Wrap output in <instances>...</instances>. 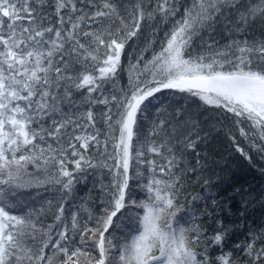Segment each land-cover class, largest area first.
I'll return each instance as SVG.
<instances>
[{"label": "snow or ice", "instance_id": "6c2138e0", "mask_svg": "<svg viewBox=\"0 0 264 264\" xmlns=\"http://www.w3.org/2000/svg\"><path fill=\"white\" fill-rule=\"evenodd\" d=\"M225 122L264 156V0H0V264H264V230L213 257L223 222L179 219Z\"/></svg>", "mask_w": 264, "mask_h": 264}, {"label": "trees", "instance_id": "16d2710c", "mask_svg": "<svg viewBox=\"0 0 264 264\" xmlns=\"http://www.w3.org/2000/svg\"><path fill=\"white\" fill-rule=\"evenodd\" d=\"M142 28V37L136 38L127 49L125 67L128 66L130 57L134 58L144 49L148 38L157 40L162 38L164 26H160L155 37L152 36L150 25H143ZM260 34V25L251 30L253 36L259 37ZM214 39L223 42L225 37L222 29L217 30ZM155 50H159L158 44ZM152 51L153 49L150 48L144 53L146 58H150ZM120 76L121 82L126 84L127 74L121 73ZM171 95L170 92L165 93L160 99L167 102ZM193 111H196L195 106ZM225 123L226 126L221 132L213 133L206 145L201 146V155L204 157L203 169L198 168L197 173L193 174L192 182L180 201L186 209L179 214L181 222L187 220L190 224H200L209 237L218 230L219 221H222L228 229V236L223 245L209 249L213 257L221 248L224 251H235L236 243L243 242L250 231L264 230V156L243 138H240L239 143L251 156V161L236 152L235 146L226 135L230 130L235 134V128L231 122ZM204 181H208V184L205 185ZM91 187V181L88 185L79 186V195H86ZM132 188L134 198H143L144 194L135 183L132 184ZM37 192L40 195H37ZM196 195H200L201 199L193 201L192 197ZM54 197H57V193L45 191L43 188L19 193V199L35 203L37 207L44 200ZM132 211L142 210L132 209Z\"/></svg>", "mask_w": 264, "mask_h": 264}]
</instances>
